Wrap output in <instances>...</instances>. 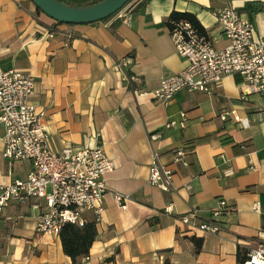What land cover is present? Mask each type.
<instances>
[{
	"label": "crops",
	"instance_id": "obj_1",
	"mask_svg": "<svg viewBox=\"0 0 264 264\" xmlns=\"http://www.w3.org/2000/svg\"><path fill=\"white\" fill-rule=\"evenodd\" d=\"M224 7L249 19L255 39L264 42V0H136L128 21L113 16L80 25L56 24L31 0H0V67L35 78L30 100L45 110L51 147L93 145L98 134L113 163L97 236L82 264H237L238 252L249 257L264 246L258 238L264 231V121L245 127L218 116L235 109L253 119L264 108V91L242 101L241 78L227 75L207 91L180 90L167 104L152 95L163 78L187 65L170 38V14L190 13L222 48L227 41L214 13ZM153 133L160 139L150 140ZM3 135L0 125V185L25 179L31 169L28 160L3 156ZM156 149L160 164L173 171L167 190L148 180ZM116 194L126 197L125 208ZM194 208L201 219L217 220L220 230L203 233L178 220ZM43 210L42 199L4 209L0 264H72L58 235L36 230ZM83 214L95 220L92 212ZM191 237L202 239L199 251Z\"/></svg>",
	"mask_w": 264,
	"mask_h": 264
},
{
	"label": "built area",
	"instance_id": "obj_2",
	"mask_svg": "<svg viewBox=\"0 0 264 264\" xmlns=\"http://www.w3.org/2000/svg\"><path fill=\"white\" fill-rule=\"evenodd\" d=\"M131 9L116 18L130 20ZM214 14L227 41L222 48H217L213 39L200 33L189 21L172 22L170 38L176 53L186 59L187 65L178 73L163 78L152 92L154 98L167 104L180 90L207 91L211 86L220 85L227 75L241 78L242 101L249 94L264 91V42L255 39L251 21L232 7L218 9ZM53 34L52 30L48 36ZM65 35L70 37L71 33L65 32ZM124 64L119 63L120 66ZM35 85V78L30 73L0 67V125L4 127L2 154L7 159L28 160L31 163L25 179L0 185V218L4 209L13 203L42 199L44 210L38 217L36 230L58 235L65 223L82 226L86 222L83 214L86 211L93 213L95 221L101 217L106 191L105 176L112 171L113 163L105 155L98 134L93 145L54 150L50 145L45 110L39 109L30 100ZM218 116L221 120L231 118L246 127L252 121H264V108L256 110L253 119L240 117L235 109L223 110ZM173 125L171 121L164 126ZM160 137L159 133H153L150 140L157 141ZM159 156L158 149L152 151L148 180L152 185L167 190L171 186L173 171L160 164ZM227 173L230 174L231 170L228 169ZM116 200L120 207H126V197L116 194ZM223 208L224 203L212 215H219ZM254 208L259 210V203ZM171 210V205L165 207V211ZM199 216V209L194 208L178 220L203 233L220 230L217 220H203ZM258 238L264 239V231ZM248 263H264L262 243L249 255L245 264Z\"/></svg>",
	"mask_w": 264,
	"mask_h": 264
},
{
	"label": "trees",
	"instance_id": "obj_3",
	"mask_svg": "<svg viewBox=\"0 0 264 264\" xmlns=\"http://www.w3.org/2000/svg\"><path fill=\"white\" fill-rule=\"evenodd\" d=\"M58 1L69 6L83 7V6L92 5L101 0H58ZM36 9L38 12L41 11L37 7ZM178 20H187L200 33H204V30L197 21V19L190 13H181V12L173 11L169 16L167 24L169 25V27H171L172 22ZM55 23L59 25L64 24L57 21H55ZM58 236L60 238L63 253L70 258L71 263L82 264L83 259L89 256L90 248L97 236L95 220H86V222L82 226L72 223H65L61 227ZM190 240L194 243L196 251H199L201 248L202 239L191 237ZM248 259L249 257L240 256L238 252L237 264H245V262ZM111 262H112L111 264H114L113 259H111Z\"/></svg>",
	"mask_w": 264,
	"mask_h": 264
},
{
	"label": "water",
	"instance_id": "obj_4",
	"mask_svg": "<svg viewBox=\"0 0 264 264\" xmlns=\"http://www.w3.org/2000/svg\"><path fill=\"white\" fill-rule=\"evenodd\" d=\"M54 21L69 25L91 24L102 21L122 9L130 0H101L89 6L74 7L58 0H31Z\"/></svg>",
	"mask_w": 264,
	"mask_h": 264
},
{
	"label": "rangeland",
	"instance_id": "obj_5",
	"mask_svg": "<svg viewBox=\"0 0 264 264\" xmlns=\"http://www.w3.org/2000/svg\"><path fill=\"white\" fill-rule=\"evenodd\" d=\"M136 0H130L121 10H119V12H117L116 14L112 15L111 17H116L118 14L123 13L125 10H128L130 8H132V6L134 5Z\"/></svg>",
	"mask_w": 264,
	"mask_h": 264
},
{
	"label": "bare ground",
	"instance_id": "obj_6",
	"mask_svg": "<svg viewBox=\"0 0 264 264\" xmlns=\"http://www.w3.org/2000/svg\"><path fill=\"white\" fill-rule=\"evenodd\" d=\"M248 264H250V263H248ZM264 264V263H263Z\"/></svg>",
	"mask_w": 264,
	"mask_h": 264
}]
</instances>
